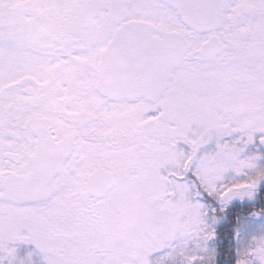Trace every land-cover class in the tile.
<instances>
[{
    "label": "snow or ice",
    "instance_id": "obj_1",
    "mask_svg": "<svg viewBox=\"0 0 264 264\" xmlns=\"http://www.w3.org/2000/svg\"><path fill=\"white\" fill-rule=\"evenodd\" d=\"M220 230L264 264V0H0V264H216Z\"/></svg>",
    "mask_w": 264,
    "mask_h": 264
},
{
    "label": "trees",
    "instance_id": "obj_2",
    "mask_svg": "<svg viewBox=\"0 0 264 264\" xmlns=\"http://www.w3.org/2000/svg\"><path fill=\"white\" fill-rule=\"evenodd\" d=\"M218 256L216 264H235V242L228 240L226 234L220 230L217 240Z\"/></svg>",
    "mask_w": 264,
    "mask_h": 264
},
{
    "label": "rangeland",
    "instance_id": "obj_3",
    "mask_svg": "<svg viewBox=\"0 0 264 264\" xmlns=\"http://www.w3.org/2000/svg\"><path fill=\"white\" fill-rule=\"evenodd\" d=\"M25 247H28V246H25ZM214 247L216 248L217 256H218L217 242H216V244L214 245ZM217 256H216V260H217ZM34 259H36L37 261H39V257H35Z\"/></svg>",
    "mask_w": 264,
    "mask_h": 264
}]
</instances>
